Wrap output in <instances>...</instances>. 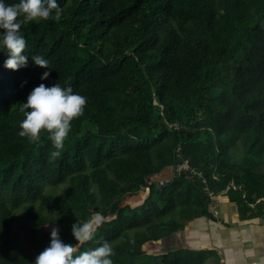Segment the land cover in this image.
I'll list each match as a JSON object with an SVG mask.
<instances>
[{
  "label": "trees",
  "instance_id": "obj_1",
  "mask_svg": "<svg viewBox=\"0 0 264 264\" xmlns=\"http://www.w3.org/2000/svg\"><path fill=\"white\" fill-rule=\"evenodd\" d=\"M57 2L59 20L20 29L27 67L6 69L0 51V264H34L48 227L75 245L72 225L97 212L106 219L83 251L107 241L113 264H207L206 251L144 248L213 217L207 190L264 222V0ZM56 82L87 105L52 161L47 133L18 135L19 104Z\"/></svg>",
  "mask_w": 264,
  "mask_h": 264
},
{
  "label": "clouds",
  "instance_id": "obj_2",
  "mask_svg": "<svg viewBox=\"0 0 264 264\" xmlns=\"http://www.w3.org/2000/svg\"><path fill=\"white\" fill-rule=\"evenodd\" d=\"M61 12L57 0H19L10 5L0 0V51L8 54L4 67L12 71L27 67L28 56L23 54L27 42L20 31L23 24L59 20ZM31 59L35 66L49 68V62L43 56L34 55ZM49 75L50 72H45L41 79L46 80ZM19 105L23 119L19 123L18 135L35 144L40 141L42 133H47L54 148L49 159L54 161L61 157L72 121L84 114L87 98L74 93L71 87H61L58 82L51 87L41 83L30 92L27 102ZM105 219L97 212L84 223L73 224L71 235L77 242L75 245L64 243L59 228L52 227L50 244L35 257L34 264H113L111 257L115 253L107 241L94 249L79 251L85 242L93 240Z\"/></svg>",
  "mask_w": 264,
  "mask_h": 264
},
{
  "label": "crops",
  "instance_id": "obj_3",
  "mask_svg": "<svg viewBox=\"0 0 264 264\" xmlns=\"http://www.w3.org/2000/svg\"><path fill=\"white\" fill-rule=\"evenodd\" d=\"M171 170L151 181L169 180ZM217 199L218 217L194 218L172 236L146 243L145 250L151 254L179 249L206 251L210 253L207 264H264L263 218L256 217L251 211L240 214L239 207L226 192ZM250 208L254 209L255 204Z\"/></svg>",
  "mask_w": 264,
  "mask_h": 264
},
{
  "label": "built area",
  "instance_id": "obj_4",
  "mask_svg": "<svg viewBox=\"0 0 264 264\" xmlns=\"http://www.w3.org/2000/svg\"><path fill=\"white\" fill-rule=\"evenodd\" d=\"M177 157H178V159H182L181 154H178ZM188 169H189L188 160H185V161L182 160V162L178 163L176 166V171L178 173L183 171V170H188ZM214 178H217V177H214ZM168 181L169 180H165V181H161L160 183L163 184V183L168 182ZM233 187L236 189L235 186H233ZM207 192H208V195L212 199L211 211H212L213 217L216 218V217H218V214H219V208H218L219 201L217 199V195L214 194V192L209 191V190H207ZM249 264H257V263H249Z\"/></svg>",
  "mask_w": 264,
  "mask_h": 264
},
{
  "label": "rangeland",
  "instance_id": "obj_5",
  "mask_svg": "<svg viewBox=\"0 0 264 264\" xmlns=\"http://www.w3.org/2000/svg\"><path fill=\"white\" fill-rule=\"evenodd\" d=\"M260 170H261V171H264V165H262V166L260 167ZM142 191H144V189H142ZM142 193H143V192H138V193L136 194V196H134V197H130V198H129V196H126V197H125V202L128 201V202H130V203L133 204V205L137 204V201H139L138 199L141 198V197L143 196ZM51 228H52V227H48V228H45V229H44V235L47 236L48 238H50ZM79 251H80V252H83L82 249H79Z\"/></svg>",
  "mask_w": 264,
  "mask_h": 264
},
{
  "label": "water",
  "instance_id": "obj_6",
  "mask_svg": "<svg viewBox=\"0 0 264 264\" xmlns=\"http://www.w3.org/2000/svg\"><path fill=\"white\" fill-rule=\"evenodd\" d=\"M171 127H176V128H179L180 125H170ZM182 162V159H178V163H181Z\"/></svg>",
  "mask_w": 264,
  "mask_h": 264
}]
</instances>
